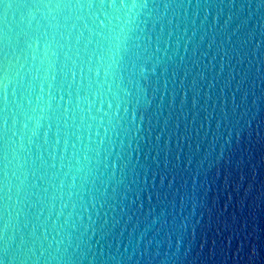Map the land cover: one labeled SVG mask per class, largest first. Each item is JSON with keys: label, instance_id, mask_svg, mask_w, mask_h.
Returning <instances> with one entry per match:
<instances>
[{"label": "clouds", "instance_id": "clouds-1", "mask_svg": "<svg viewBox=\"0 0 264 264\" xmlns=\"http://www.w3.org/2000/svg\"><path fill=\"white\" fill-rule=\"evenodd\" d=\"M178 94L177 172L136 215L141 145ZM245 144L264 204V0H0V264H207L198 178L241 171ZM228 259L264 264V227Z\"/></svg>", "mask_w": 264, "mask_h": 264}, {"label": "water", "instance_id": "water-1", "mask_svg": "<svg viewBox=\"0 0 264 264\" xmlns=\"http://www.w3.org/2000/svg\"><path fill=\"white\" fill-rule=\"evenodd\" d=\"M228 9L225 8L221 14L216 28L219 29L227 19ZM239 21L234 20L228 27V31L236 26ZM211 35V34H210ZM221 39L217 35V43ZM206 38L204 50H207ZM211 50H209V56ZM209 57H205L207 63ZM216 69L206 70V76L212 78ZM197 69L194 67L193 71ZM189 81L191 76H189ZM206 87V82H205ZM193 93L188 92L187 101L183 105V111L188 112V119L191 120L193 114L192 107ZM200 104L203 103L202 96L199 98ZM165 108L159 117V123L155 124L151 136L147 137L141 145L140 163L144 168L139 169L141 176L146 177V186L140 194V198L133 209L136 215H143L149 209L157 207V193L163 192L167 188L169 181L173 179V175L177 172L174 168L176 164L178 149L177 139L185 132L184 119L181 116V100L178 94L169 107L168 99H165ZM211 104V101L209 102ZM171 112V118L168 126L160 137L159 142L156 141V133L160 132L164 126V119ZM204 116L200 112V118ZM156 118L153 117L155 123ZM179 122V128L176 134L172 135L169 145L165 147V141L168 140L169 134ZM194 146V145H193ZM183 151L179 152L181 160L184 159L187 152V142H181ZM244 160V166L241 171L235 172L232 167H222L218 173L213 172L206 178L200 177L198 180L204 182L205 192H201L206 204V210L201 218V226L197 228L195 239L192 240L194 250L202 251L206 254L207 264H225V257H235L237 241L241 239V233H254L259 241L260 232L264 227V204H261L255 197L250 195L251 181L255 174V169L260 164L258 152L254 151L250 146L245 144L240 152ZM180 182L179 175L176 176V183ZM163 183V188L161 184ZM230 226V227H229ZM235 231L234 238L230 239ZM226 264H237L235 259H228Z\"/></svg>", "mask_w": 264, "mask_h": 264}]
</instances>
